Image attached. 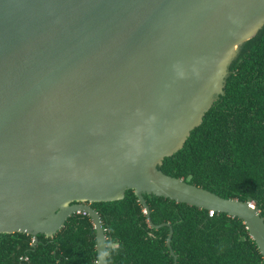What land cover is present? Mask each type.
<instances>
[{"label": "water", "instance_id": "water-1", "mask_svg": "<svg viewBox=\"0 0 264 264\" xmlns=\"http://www.w3.org/2000/svg\"><path fill=\"white\" fill-rule=\"evenodd\" d=\"M263 24L264 0H0V233L35 244L83 212L98 259L106 236L89 203L133 189L151 227L169 224L151 221L144 193L241 219L264 258L252 203L158 168Z\"/></svg>", "mask_w": 264, "mask_h": 264}, {"label": "trees", "instance_id": "trees-1", "mask_svg": "<svg viewBox=\"0 0 264 264\" xmlns=\"http://www.w3.org/2000/svg\"><path fill=\"white\" fill-rule=\"evenodd\" d=\"M164 173L224 198L253 202L264 218V24L239 44L219 94L183 146L164 157ZM151 227L133 189L123 198L89 204L106 241L118 245L108 264H264L237 217L173 199L143 194ZM95 230L83 212L70 215L52 236L0 233V264H96Z\"/></svg>", "mask_w": 264, "mask_h": 264}, {"label": "clouds", "instance_id": "clouds-1", "mask_svg": "<svg viewBox=\"0 0 264 264\" xmlns=\"http://www.w3.org/2000/svg\"><path fill=\"white\" fill-rule=\"evenodd\" d=\"M248 203H251V201ZM251 207L254 208L255 207L254 204ZM207 210L209 211L210 209H207ZM99 246H103L104 251L100 252L99 257L96 261V264H100V261L104 260L106 257H110L111 253L113 251H116L118 248V245L116 243L112 242L111 240L105 241L104 239L103 241H99Z\"/></svg>", "mask_w": 264, "mask_h": 264}, {"label": "built area", "instance_id": "built-area-1", "mask_svg": "<svg viewBox=\"0 0 264 264\" xmlns=\"http://www.w3.org/2000/svg\"><path fill=\"white\" fill-rule=\"evenodd\" d=\"M251 203H252V202H251ZM213 213H214V210H213V209H210V210L208 211V215H209V216L213 215Z\"/></svg>", "mask_w": 264, "mask_h": 264}]
</instances>
